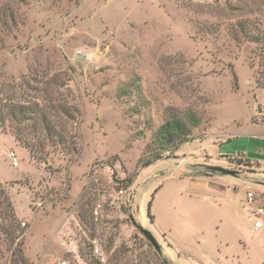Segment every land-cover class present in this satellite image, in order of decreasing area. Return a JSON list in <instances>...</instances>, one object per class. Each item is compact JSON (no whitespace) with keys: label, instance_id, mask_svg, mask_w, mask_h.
Listing matches in <instances>:
<instances>
[{"label":"rangeland","instance_id":"rangeland-1","mask_svg":"<svg viewBox=\"0 0 264 264\" xmlns=\"http://www.w3.org/2000/svg\"><path fill=\"white\" fill-rule=\"evenodd\" d=\"M0 8L1 102L27 111L21 140L0 115V264H264V0ZM175 119L188 140L167 146Z\"/></svg>","mask_w":264,"mask_h":264},{"label":"trees","instance_id":"trees-1","mask_svg":"<svg viewBox=\"0 0 264 264\" xmlns=\"http://www.w3.org/2000/svg\"><path fill=\"white\" fill-rule=\"evenodd\" d=\"M5 13H8L6 9H4ZM2 11V9L0 8V25L4 23V19H6L7 15H5ZM260 39L264 38V32H262L261 34L258 35ZM0 93H2V91H0ZM8 100H11V98H6ZM2 98L0 97V115L2 117H5V115L10 116L11 120L13 122H15V135L16 137L21 140V135H22V128H21V118L19 117V114L21 112L26 113V109L22 106H11L8 104H5L4 102L2 103ZM183 129V130H181ZM162 130H163V138L165 139V144L168 146L170 145L173 141L180 139V142H184L186 140H188L187 136H186V131H184V128L182 126H180L179 124V120L175 119V120H170L168 122H166L163 126H162ZM22 131V132H21ZM27 147H30L32 150L34 149L33 147H31L30 143L27 144ZM38 151V150H37ZM152 162H147V165H150ZM9 206H11V203L8 204ZM151 204H149V208H148V215L150 217H153V215L151 214V210H150ZM3 214V212H2ZM9 217L14 218L15 219V214L11 209V212L9 214H7ZM5 230V229H4ZM4 233H6L7 238H11L10 233H8L7 230L4 231ZM17 236H15L16 238ZM14 238H11V242L13 243ZM13 255L15 256L14 261L15 264H28L26 257L24 256L22 250L19 249H14L13 250ZM115 263L114 264H120V255H118L115 258ZM94 264H102L100 261L95 260L94 259Z\"/></svg>","mask_w":264,"mask_h":264},{"label":"built area","instance_id":"built-area-1","mask_svg":"<svg viewBox=\"0 0 264 264\" xmlns=\"http://www.w3.org/2000/svg\"><path fill=\"white\" fill-rule=\"evenodd\" d=\"M76 55L78 57L81 58H87L88 57V53L86 51H84L83 49H78L76 51ZM12 160L14 162V164L17 163V157L16 154L14 152H12L11 154ZM120 193L123 194L124 190H120ZM256 200V194L251 191L248 190L247 192V204L252 205ZM253 214L256 218L255 221V227L259 228L263 225V218H264V203H258L254 208H253ZM93 254L99 258V260L101 261H106V255L104 254V252L102 251L101 247H99L98 245H95L93 247ZM61 264H67L66 261H62Z\"/></svg>","mask_w":264,"mask_h":264},{"label":"water","instance_id":"water-1","mask_svg":"<svg viewBox=\"0 0 264 264\" xmlns=\"http://www.w3.org/2000/svg\"><path fill=\"white\" fill-rule=\"evenodd\" d=\"M203 165L206 169L211 170L213 172H219L221 174L237 175V172L235 170H231V169L226 168V167L214 166V165H209V164H206V165L203 164ZM197 168H198V166H197ZM142 232L145 234V236L148 238V240L153 244V246L156 248V250L159 253H162L163 248L159 244L155 235L149 229H146V228H142Z\"/></svg>","mask_w":264,"mask_h":264},{"label":"crops","instance_id":"crops-1","mask_svg":"<svg viewBox=\"0 0 264 264\" xmlns=\"http://www.w3.org/2000/svg\"><path fill=\"white\" fill-rule=\"evenodd\" d=\"M253 109V108H252ZM261 111V108H259V112ZM258 112V113H259ZM240 153V152H239ZM241 154H239V158H241L242 156H240ZM208 158V160H204L207 164H210L211 163V160H209L210 158L209 157H207ZM228 159H230L231 157H227ZM232 158L234 159L235 157H233L232 156ZM228 159H227V161H228ZM247 159V158H246ZM249 160V159H248ZM198 160H195V161H193V164L191 165V168H195V169H197V166H198V162H197ZM251 161V160H250ZM252 162H254V161H252ZM256 163H258V162H256ZM259 164V163H258ZM226 166V165H225ZM153 220H154V216H153ZM153 220H151V222L153 223ZM146 221H147V219L146 220H144V224H146ZM165 242H166V240H164ZM164 253H165V255H167V257L168 258H170V259H175V257H176V255H175V250L173 249V246L171 245V243H167L166 242V247H164Z\"/></svg>","mask_w":264,"mask_h":264}]
</instances>
